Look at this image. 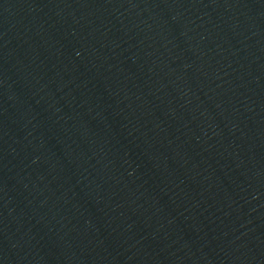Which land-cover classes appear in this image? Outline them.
<instances>
[{"label": "water", "instance_id": "95a60500", "mask_svg": "<svg viewBox=\"0 0 264 264\" xmlns=\"http://www.w3.org/2000/svg\"><path fill=\"white\" fill-rule=\"evenodd\" d=\"M0 264H264V0H0Z\"/></svg>", "mask_w": 264, "mask_h": 264}]
</instances>
